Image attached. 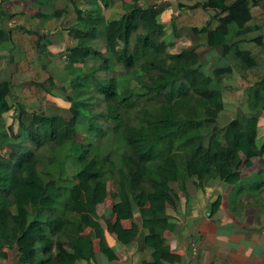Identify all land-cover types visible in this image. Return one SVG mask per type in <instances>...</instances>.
Returning a JSON list of instances; mask_svg holds the SVG:
<instances>
[{
    "label": "trees",
    "instance_id": "16d2710c",
    "mask_svg": "<svg viewBox=\"0 0 264 264\" xmlns=\"http://www.w3.org/2000/svg\"><path fill=\"white\" fill-rule=\"evenodd\" d=\"M32 1L57 0L0 3V20L11 24L0 30V47L11 62L20 54L15 73L0 83V258L12 252L19 264H93L95 240L108 249L99 207L111 196L119 219H129V202L138 208L151 233L136 241L142 251L153 247L152 264H160L169 247L157 232L175 227L166 212L177 202L171 182L219 179L240 187L242 165H264V139L256 144L264 114V0H69L73 44L59 56L70 77V118L50 99L63 89L53 76L42 80L43 41L16 4ZM116 6L123 14L108 18ZM64 14L42 19L68 23ZM186 29L211 51L177 50ZM11 110L18 139L6 129ZM63 165L74 171L56 179L45 170ZM62 190L68 193L59 202ZM77 206L85 212L77 214ZM136 232H126L128 245Z\"/></svg>",
    "mask_w": 264,
    "mask_h": 264
},
{
    "label": "crops",
    "instance_id": "0c3cea01",
    "mask_svg": "<svg viewBox=\"0 0 264 264\" xmlns=\"http://www.w3.org/2000/svg\"><path fill=\"white\" fill-rule=\"evenodd\" d=\"M1 3V0H0ZM23 5L25 22L36 33L38 40L43 41V50L38 68L43 81L51 76L58 81L59 87L69 85L70 77L64 66L65 62L59 54L73 44L67 26L76 19L75 5L69 0H57L49 5H40L36 1L29 3L16 2ZM55 4V5H54ZM162 6L167 5V0H161ZM85 7V6H84ZM6 9V6L4 7ZM109 10L108 18L116 16L119 10ZM56 11L69 15L68 23L63 19H54L44 22L42 16H51ZM118 17V16H116ZM140 13H134L131 17L137 22ZM11 24L7 19L0 20V30L9 29ZM172 32L168 25L167 34ZM178 46L196 48L200 52H210L208 47L200 46L195 32L186 29L180 34ZM18 50L14 51L13 62L8 53L0 47V83L8 80L16 71V64L20 60ZM205 53V54H206ZM203 60H205L203 54ZM70 88V87H69ZM59 88L55 89V96L50 98L57 102L64 116L70 118L68 104L65 101V93ZM10 105L15 102V96L11 93L7 97ZM14 111L4 115L6 129L13 139H18V125L14 120ZM226 120L219 124L223 126ZM264 139V114L260 117V125L256 134V144ZM204 139V144L208 143ZM243 182L240 187H234L219 179H206L201 182L187 179L185 182L173 181L170 189L177 197L176 205L166 208L169 221L174 224L173 230L158 231L169 251L160 257V264H264V165L259 159L253 161L250 168L240 167ZM110 192L116 187L109 178L105 179ZM129 219L122 220L112 211V198L108 197L105 204L99 207V223L104 229L108 249L101 251L98 241L95 240L96 260L93 264H152L154 262L155 249L153 247L141 249V244L136 241L141 232L149 235L151 232L144 226V220L139 214L138 208L133 202L126 205ZM75 212H81L78 206ZM137 227V232L132 236V244L128 245L126 232ZM0 264H19L18 256L12 252L7 258H0ZM83 264V263H78Z\"/></svg>",
    "mask_w": 264,
    "mask_h": 264
},
{
    "label": "rangeland",
    "instance_id": "374dc122",
    "mask_svg": "<svg viewBox=\"0 0 264 264\" xmlns=\"http://www.w3.org/2000/svg\"><path fill=\"white\" fill-rule=\"evenodd\" d=\"M115 14L119 18L123 14V10L120 9L119 13L116 11ZM182 49H184L183 45L177 47V50H182ZM204 53H206V52L204 51ZM66 91H69V86L68 85L64 88V91H62L61 94H64ZM225 120L226 119L224 117H222L219 120L218 124H222ZM45 170L49 171L54 176V178H56V179H59V177L62 176V175L71 174L74 171L72 168L64 166V165L61 166L60 168H55V167L48 166V168L45 167ZM107 178L108 177H106L105 179H107ZM67 193H68L67 190L59 191V194H58L59 202H62L63 200L66 199ZM78 210L81 212L82 208L80 206H78Z\"/></svg>",
    "mask_w": 264,
    "mask_h": 264
},
{
    "label": "water",
    "instance_id": "95a60500",
    "mask_svg": "<svg viewBox=\"0 0 264 264\" xmlns=\"http://www.w3.org/2000/svg\"><path fill=\"white\" fill-rule=\"evenodd\" d=\"M42 48H44V46L42 45Z\"/></svg>",
    "mask_w": 264,
    "mask_h": 264
}]
</instances>
